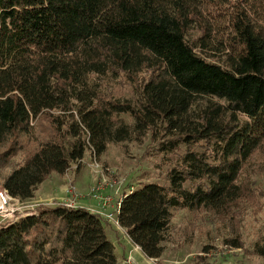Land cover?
<instances>
[{"label": "trees", "instance_id": "obj_1", "mask_svg": "<svg viewBox=\"0 0 264 264\" xmlns=\"http://www.w3.org/2000/svg\"><path fill=\"white\" fill-rule=\"evenodd\" d=\"M99 1L0 0V186L27 201L86 151L99 157L109 144L148 139L167 185L129 186L116 214L145 258L159 259L172 241L176 211L239 227L260 209L264 37L236 17L230 41L207 56L205 36L189 39L180 13L151 4L96 28ZM22 137L32 151L2 175ZM103 223L82 208L39 206L0 228V264H116ZM252 253L264 260V236Z\"/></svg>", "mask_w": 264, "mask_h": 264}, {"label": "rangeland", "instance_id": "obj_2", "mask_svg": "<svg viewBox=\"0 0 264 264\" xmlns=\"http://www.w3.org/2000/svg\"><path fill=\"white\" fill-rule=\"evenodd\" d=\"M151 4L170 13L174 18L177 13L183 15L189 39H195L203 33L206 46L199 49L203 55H216L221 50L220 45L230 41V37L234 35L233 25L236 17L250 23L252 28L264 37V0H100L94 25L96 28H102L110 21L127 19L134 10L140 11ZM175 4H178V7L174 8ZM118 91L125 97L129 96L126 87ZM31 130L37 132L35 127ZM21 141L24 142V149L10 161L9 167L2 171V175L19 163L26 153L32 151L33 140L22 137ZM148 142L149 140L145 139L142 145L109 144L99 157L86 151L79 166L71 165L65 175L51 173L46 180L61 179L64 185L65 176L72 182L73 172H80L86 180L93 178L91 186L96 179L103 176L111 185L106 193L115 202L129 186L136 189L144 182L167 185V179L163 175L165 166L159 165V158L149 155V152L145 153ZM93 159L98 165L96 170L90 167ZM260 160L262 158L257 156L252 163L259 164ZM253 180L260 187V196L257 198L260 203L258 212L249 210L239 227H236L226 223H212L199 213L176 211L170 223L169 233L172 235V241L162 244L163 258L160 261L157 259V264H264L262 258L252 253L254 243L264 236V171L254 174ZM89 187L80 193L85 195ZM26 203L34 202L27 200L24 204ZM190 229L193 232L190 237L185 238L186 242L176 239L183 230L187 232ZM236 238L240 241V247H234L227 242Z\"/></svg>", "mask_w": 264, "mask_h": 264}, {"label": "built area", "instance_id": "obj_3", "mask_svg": "<svg viewBox=\"0 0 264 264\" xmlns=\"http://www.w3.org/2000/svg\"><path fill=\"white\" fill-rule=\"evenodd\" d=\"M82 163V160L80 161ZM77 167L76 165H73ZM71 167V166H70ZM68 168V170L70 169ZM93 170L98 169V165L93 159L90 163ZM66 170L63 175L67 173ZM64 193L67 195L51 205H45L38 201L34 203H26V201H19L17 198L11 197L7 194L6 190L0 186V228L12 224L19 218L33 216L36 214V209L39 206H62L65 208H82L91 214L96 215L105 224L114 227L115 230L121 233V238L128 241L124 231L117 223L116 214L118 212V200L115 202L109 194L106 193L107 188L111 185L106 181V178L100 176L94 183L91 184L85 196L91 201L89 205H80L79 199L82 198L81 193L73 185V183L65 176ZM121 195V194H120ZM152 264H157V259H149ZM123 264H135L131 257L125 256L122 260Z\"/></svg>", "mask_w": 264, "mask_h": 264}, {"label": "crops", "instance_id": "obj_4", "mask_svg": "<svg viewBox=\"0 0 264 264\" xmlns=\"http://www.w3.org/2000/svg\"><path fill=\"white\" fill-rule=\"evenodd\" d=\"M72 178L73 185L78 190V193L86 190L90 186V182L93 179L91 177L90 180H86L83 176V173L80 172H73ZM44 183L45 186H43V182L38 185L33 197L30 200L38 201L45 205H51L54 203L53 201H57L67 196L64 193L65 184L63 185L61 179L50 178L49 180H45ZM79 195H82V198L79 199L80 205L91 204V201L88 200L84 194L81 193ZM103 227L105 236L113 246V254L115 256L116 264H123L122 260L125 258V256L131 257L135 264H152L149 259L145 258L141 254L136 246L132 245L129 241L122 239L120 236L121 233L115 230L114 227L105 223H103ZM162 258L163 257H160L159 261Z\"/></svg>", "mask_w": 264, "mask_h": 264}]
</instances>
